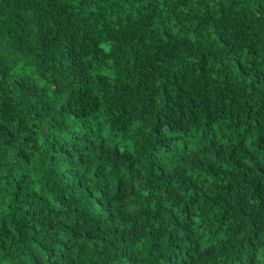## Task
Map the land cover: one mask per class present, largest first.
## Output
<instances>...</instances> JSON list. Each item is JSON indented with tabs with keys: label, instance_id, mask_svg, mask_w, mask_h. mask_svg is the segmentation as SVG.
I'll return each instance as SVG.
<instances>
[{
	"label": "trees",
	"instance_id": "obj_1",
	"mask_svg": "<svg viewBox=\"0 0 264 264\" xmlns=\"http://www.w3.org/2000/svg\"><path fill=\"white\" fill-rule=\"evenodd\" d=\"M0 264H264V0H0Z\"/></svg>",
	"mask_w": 264,
	"mask_h": 264
}]
</instances>
